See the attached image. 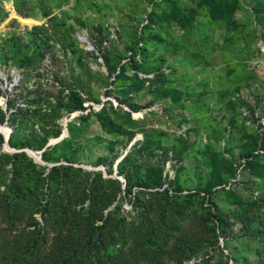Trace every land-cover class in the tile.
Listing matches in <instances>:
<instances>
[{"label": "trees", "instance_id": "1", "mask_svg": "<svg viewBox=\"0 0 264 264\" xmlns=\"http://www.w3.org/2000/svg\"><path fill=\"white\" fill-rule=\"evenodd\" d=\"M16 2L18 6L21 3L20 0ZM155 4L147 23L135 32V40L128 48L130 56L126 67L111 46L103 48L104 37L100 41L101 58L109 76L114 78L113 88L107 93L115 95L117 108L111 103L105 104L98 112L91 110L88 115L79 116L77 121L80 123L73 121L68 124L69 136L47 148L50 139H58L62 135L60 119L76 111L87 110L84 99L74 88L65 87L56 96L27 90L25 94L12 97L7 102L6 111L0 108V124L8 123L12 129L9 139L11 148L33 151L46 148L42 153L44 162L62 163L51 167L47 173L48 168L36 163L26 152H3L5 138L0 133L2 261L15 260L17 264H165L162 257L172 255L174 249L184 254L174 261L175 264H183L184 259H189L192 254L208 255L209 249L216 247L223 264H229L230 260L234 264H264V218L233 213L239 218L241 227L238 232H232L231 215L222 208L228 196L234 197L236 193L234 205L246 211L248 201L239 197V188L249 192L254 190L252 204L264 207V132H261L263 126L259 123L264 118V81L252 88L257 95H252L253 99H250L240 97L239 93L242 89H250L258 78L253 73L240 76L245 67L243 62L235 60L226 65L224 76L215 72L217 89L221 86L226 88L223 96L238 94L235 102L228 103L229 108L224 104L225 116H218L212 121L207 119L202 126L206 141L219 148H211L207 144V178L201 182L200 172L199 182L194 188L186 186L183 181L184 177L187 178L184 154H179L175 161L171 160L174 147L164 145L166 134L143 132V139L129 148L138 132L128 127L137 126L132 114L146 107L164 102L178 105L189 99L185 91L174 86L172 79L177 68H166L169 60L162 55H150L147 42L164 41L159 33L154 32V27L158 25L170 32L175 26L182 31L187 44L182 52L188 55L191 54L188 45L199 16L226 29L221 48L239 59L249 46L247 39L241 41L236 35V32H241L245 24L241 18L247 13L256 15L253 38L258 43L264 42V0H205L199 4L195 14L187 16L177 4L168 0ZM19 13L22 11L19 10ZM56 19L57 16L52 18ZM99 34L103 35L100 29ZM10 41L14 48L15 40ZM45 44L37 46L38 52ZM31 45L34 43L31 42ZM31 45L27 44L20 56L22 68H30L35 63ZM259 51L264 53L260 46ZM196 57L200 58V55ZM149 58L152 62H148ZM127 67L132 74H128ZM144 90L153 96L146 106L134 100V96ZM19 97L23 100L21 104L17 102ZM197 103L198 114L204 113ZM124 106L129 111L123 113L124 120L120 122L117 110H123ZM206 108L208 111L209 108ZM257 112L259 116L256 118ZM90 118H94L108 135L121 138V141L111 143L103 142L99 137L95 141L99 145L107 143V150L117 152L112 161L103 154L98 158V164L106 166L110 176L114 174L115 162L125 155L117 165V175L125 182L106 178L103 172H89L74 165L80 162L76 141ZM232 119H235V126L230 123ZM247 122V130L242 134L240 124ZM233 130L241 135V144L237 145L238 156L235 148L226 144ZM221 134L223 138H220ZM118 145L120 148H117ZM170 161L173 178L166 170ZM122 186H125L124 190ZM122 194L133 198L131 212H121L120 204L110 210ZM196 202H201V209L207 213L202 216L195 241L185 245V240L177 237L185 219L184 213L188 211L181 204L193 205ZM37 214H40L43 223L38 220ZM219 238L224 239L228 256L221 249ZM173 239L177 240L178 247L170 245ZM238 240L246 241L244 247L230 248L228 243ZM242 252L251 253L255 261L243 256Z\"/></svg>", "mask_w": 264, "mask_h": 264}, {"label": "rangeland", "instance_id": "2", "mask_svg": "<svg viewBox=\"0 0 264 264\" xmlns=\"http://www.w3.org/2000/svg\"><path fill=\"white\" fill-rule=\"evenodd\" d=\"M157 1L160 0H20L21 3L18 6L16 0H0V20L2 19L0 23V108L6 111L7 102L15 95L25 94L27 90H38L44 96H56L65 87L74 88L84 99V107L87 110L65 115L58 121L62 126V131L66 132V138L69 136L68 124L73 121L80 123L77 121L79 116L88 115L91 110L98 112L105 104L111 103L114 108H117L118 101L115 95L109 96L107 93L113 88L114 78L109 76L108 68L101 58L100 41L104 37L103 48L111 46L116 51L117 57L122 60V65L126 67L130 56L128 48L135 40V32L147 23L148 15L155 8L153 4ZM169 1L177 4L183 14L187 16L195 14L199 9V4L205 0ZM19 10L22 11L21 14ZM54 16H57L56 20H52ZM255 16L254 13L249 12L241 18L246 25L243 23L241 32H236V35L241 41L247 39L249 46L239 59L221 48L227 34L226 29L207 22L199 16L194 36L188 45L191 54L185 55L182 52V48H185L187 44H185L183 32L178 31L175 26L171 27L170 32H166L157 25L154 27V32L159 33L164 41L162 43L154 40L147 42L151 56L162 55L169 60L166 68H177L172 79L174 86L185 91L189 95V99L178 105L164 102L162 105L157 103L154 107H146L141 112L132 114L137 126L128 125V127L134 128L138 132L135 138L137 140L143 139V132L157 131L166 134V138L163 139L164 145L174 147L171 160L175 161L179 154H184L187 178L184 177L183 181L188 187L194 188L197 185L200 172H202L201 182L207 178L208 169L205 166L207 144L211 148H219L214 143L206 141L202 126L207 122V119L212 121L218 116H225L224 104L228 107L230 101L235 102L234 99L238 94L235 93L229 97L223 96L226 88L221 86L220 89H217L214 81L215 72L224 76L226 65L232 64L235 60L243 62L245 67L240 72V76L245 73H253L258 78L257 83L252 87L249 85L250 89H242L239 93L240 97L244 96L250 99L257 95V91L252 88L258 82L264 81V53L259 51L260 42L258 43L255 37L253 38ZM99 29L103 35L99 34ZM10 40H15L14 48H12ZM31 42L34 43L33 46ZM41 43L46 44L43 46V50L38 52L37 46ZM27 44L32 46L35 63L30 68H22L20 56L25 51L24 48ZM241 47L244 48L245 45L242 43ZM262 47L264 49L263 45ZM197 54L200 55V58L196 57ZM148 62H152V58H149ZM128 74H132V70L129 68ZM141 76L143 77V75ZM134 97V100L143 106H146L151 99L153 100V96L148 93V90H144ZM22 101L20 97L17 98L18 104H21ZM196 102H198L200 110L205 111L204 113L198 114L199 109L195 108ZM206 107L209 108L208 111H206ZM122 109L117 110L120 122L124 120L123 113L129 111L125 106ZM257 115L259 116L258 112L256 118ZM231 121L230 123L235 126V119ZM66 122L67 126H65ZM226 123L228 125V121ZM5 124L9 127L8 123L2 125ZM240 126L243 134L247 130L248 122L240 124ZM5 130V126L0 125V131L7 136L9 130L8 128V132ZM83 131L76 141L77 149L80 150L77 154L80 157V162L74 165L89 172H103L106 178L111 177L125 182L122 177L117 175L118 161L124 155L115 162L114 174L110 176L107 174L106 166L98 164V158L103 154L105 158L112 161L117 152L112 153L107 150V143L99 145L95 141L99 137L103 142L111 143L117 140L121 141V138L117 139L108 135L99 127L94 118H90L89 123H85ZM220 138H223V134L220 135ZM54 139H50V141ZM229 140L226 144H229L230 148H235L236 156H238L237 145L241 144V135L233 130ZM12 150L18 151L14 148ZM2 151L13 154L5 151L4 145ZM30 151L36 154L41 152ZM227 156L230 154L227 153ZM172 161L168 162L166 167L170 178L171 175L172 178L174 176L171 169ZM38 164L46 166L48 173L53 165L62 163ZM124 188L125 186H122V190ZM253 191L238 189L239 197L248 201L246 211H242L240 207L234 205L233 200L237 199L236 193L234 197L230 195L223 202L222 208L231 215L232 232H238L241 227L239 218L232 215L233 213L264 218V207L252 204ZM132 199V197H125L124 194L119 195L110 210H114L120 204L121 212H131ZM181 207L188 211L184 213L185 219L177 237L185 240L183 244L189 245L195 241L196 233L200 230L202 216L207 212L201 209L203 207L201 202H196L193 205L183 203ZM36 216L43 223L40 214ZM245 243V240H238L228 244H230V248L236 246L242 248ZM177 244L176 239L170 243L174 248L178 247ZM219 244L225 255L228 256L229 251L225 249L224 239L219 238ZM208 253V255L192 254L189 259H184L183 264H223L216 247L209 249ZM242 255L253 262L255 261L251 253L242 252ZM183 256L182 251L173 249L172 255H165L161 260L165 264H175L174 261ZM262 258L264 260V255ZM0 264L17 263L15 260L4 259L2 261L0 258ZM229 264H234V262L230 260Z\"/></svg>", "mask_w": 264, "mask_h": 264}, {"label": "water", "instance_id": "3", "mask_svg": "<svg viewBox=\"0 0 264 264\" xmlns=\"http://www.w3.org/2000/svg\"><path fill=\"white\" fill-rule=\"evenodd\" d=\"M0 125H1V126H5V127L8 128V130H9L7 137H6V136L0 131V133H1V134L4 136V138H5V143H4V150H5V151H7V152H12V153L26 152V153H27L31 158H33L37 163H41V164H46V163H44V161L42 160V153L45 151V149H46L47 147H50V146H52V145H55V144L61 142L63 139L66 138V132H63V134H62L58 139H54V140L50 141V142L47 144L46 148H45L43 151H41L39 154H36V153L30 151L29 149H22V150L15 151V150H12V148L10 147V144H9V139H10V135H11V133H12V129H11L10 127H8L6 124H5V125L0 124ZM65 126H67V122L65 123ZM136 141H137V139H135V140L133 141V143L131 144V146H132ZM33 154H35L36 157H35V155H33ZM124 156H125V155H124ZM124 156H123V157H124ZM123 157L118 161V163L123 159ZM53 166H54V165H53Z\"/></svg>", "mask_w": 264, "mask_h": 264}, {"label": "built area", "instance_id": "4", "mask_svg": "<svg viewBox=\"0 0 264 264\" xmlns=\"http://www.w3.org/2000/svg\"><path fill=\"white\" fill-rule=\"evenodd\" d=\"M260 46H261V50L264 52V49H263V47H262V45L264 46V42L263 41H261L260 42ZM259 123L263 126V129L261 130V132H264V118H261V120L259 121ZM171 178H172V175H171Z\"/></svg>", "mask_w": 264, "mask_h": 264}, {"label": "bare ground", "instance_id": "5", "mask_svg": "<svg viewBox=\"0 0 264 264\" xmlns=\"http://www.w3.org/2000/svg\"><path fill=\"white\" fill-rule=\"evenodd\" d=\"M5 129H6L5 131H7V132H8V130H7V128H6V127H5ZM6 137H7V136H6Z\"/></svg>", "mask_w": 264, "mask_h": 264}]
</instances>
